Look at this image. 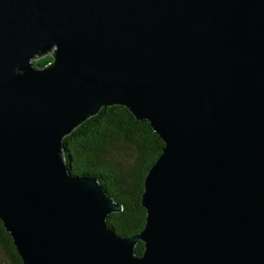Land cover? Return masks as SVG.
I'll use <instances>...</instances> for the list:
<instances>
[{
  "label": "water",
  "instance_id": "obj_1",
  "mask_svg": "<svg viewBox=\"0 0 264 264\" xmlns=\"http://www.w3.org/2000/svg\"><path fill=\"white\" fill-rule=\"evenodd\" d=\"M110 106L164 144L131 237L63 160ZM0 222L22 264H264V0H0Z\"/></svg>",
  "mask_w": 264,
  "mask_h": 264
},
{
  "label": "trees",
  "instance_id": "obj_2",
  "mask_svg": "<svg viewBox=\"0 0 264 264\" xmlns=\"http://www.w3.org/2000/svg\"><path fill=\"white\" fill-rule=\"evenodd\" d=\"M51 53L38 57L33 64L44 68L53 60ZM163 147L147 121L135 120L121 106L101 108L62 140L63 160L69 174L94 178L113 202L122 206L120 212L110 214L106 220L108 228L120 237H131L145 225L146 212L140 204L144 179ZM115 149L124 150L131 159L129 168L121 171L114 165ZM0 245L13 264H22L1 222ZM134 253L142 255V243L135 245Z\"/></svg>",
  "mask_w": 264,
  "mask_h": 264
},
{
  "label": "rangeland",
  "instance_id": "obj_3",
  "mask_svg": "<svg viewBox=\"0 0 264 264\" xmlns=\"http://www.w3.org/2000/svg\"><path fill=\"white\" fill-rule=\"evenodd\" d=\"M34 60H37V58ZM113 152H114L112 156L113 163L115 166L116 165L119 166L121 171L131 166L130 164L131 159L125 155L124 150L115 149L113 150ZM3 249L4 247L0 245V264H13L11 258L8 257V255L4 252L5 249L4 250Z\"/></svg>",
  "mask_w": 264,
  "mask_h": 264
}]
</instances>
